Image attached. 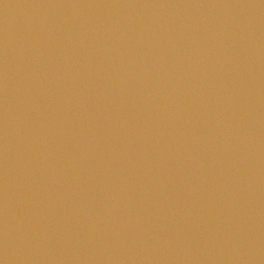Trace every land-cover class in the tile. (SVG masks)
<instances>
[{"label": "water", "instance_id": "obj_1", "mask_svg": "<svg viewBox=\"0 0 264 264\" xmlns=\"http://www.w3.org/2000/svg\"><path fill=\"white\" fill-rule=\"evenodd\" d=\"M0 264H264V0H0Z\"/></svg>", "mask_w": 264, "mask_h": 264}]
</instances>
